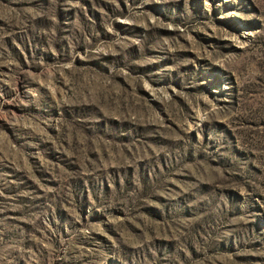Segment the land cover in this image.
I'll return each instance as SVG.
<instances>
[{
	"label": "rangeland",
	"instance_id": "obj_1",
	"mask_svg": "<svg viewBox=\"0 0 264 264\" xmlns=\"http://www.w3.org/2000/svg\"><path fill=\"white\" fill-rule=\"evenodd\" d=\"M0 264H264V0H0Z\"/></svg>",
	"mask_w": 264,
	"mask_h": 264
}]
</instances>
